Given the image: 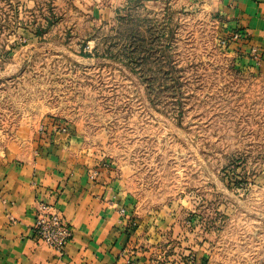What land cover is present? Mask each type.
Wrapping results in <instances>:
<instances>
[{"label": "rangeland", "instance_id": "rangeland-1", "mask_svg": "<svg viewBox=\"0 0 264 264\" xmlns=\"http://www.w3.org/2000/svg\"><path fill=\"white\" fill-rule=\"evenodd\" d=\"M230 31L211 0H0V151L73 126L127 176L134 218L219 230L264 264V71Z\"/></svg>", "mask_w": 264, "mask_h": 264}, {"label": "crops", "instance_id": "crops-1", "mask_svg": "<svg viewBox=\"0 0 264 264\" xmlns=\"http://www.w3.org/2000/svg\"><path fill=\"white\" fill-rule=\"evenodd\" d=\"M211 1L224 27L247 35L235 43L238 60L264 71V0ZM252 46L258 63L247 55ZM61 124L44 120L0 151V264H257L254 252L241 262L236 250H221L219 230L198 242L186 220L134 218L127 176L104 162L95 166L78 132ZM41 203L55 206L72 228L62 252L34 234Z\"/></svg>", "mask_w": 264, "mask_h": 264}, {"label": "built area", "instance_id": "built-area-1", "mask_svg": "<svg viewBox=\"0 0 264 264\" xmlns=\"http://www.w3.org/2000/svg\"><path fill=\"white\" fill-rule=\"evenodd\" d=\"M246 38L247 35L238 29H233L227 36L220 37L223 44L228 42L240 43ZM249 55L256 62L260 60V50L255 46L250 48ZM59 129L65 131L68 127L60 125ZM33 230L39 241L44 242L59 252L64 251L65 246L72 237L71 226L65 222L63 216L55 206L47 203L39 205Z\"/></svg>", "mask_w": 264, "mask_h": 264}]
</instances>
